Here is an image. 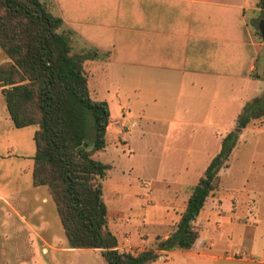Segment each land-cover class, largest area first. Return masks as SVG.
<instances>
[{
    "label": "crops",
    "instance_id": "obj_1",
    "mask_svg": "<svg viewBox=\"0 0 264 264\" xmlns=\"http://www.w3.org/2000/svg\"><path fill=\"white\" fill-rule=\"evenodd\" d=\"M42 1L62 19L60 31L67 35L72 52L87 56L84 70L93 98L108 103L106 135L114 132L116 139L106 141L105 148L94 156L110 144L117 147L120 140L131 154L132 146L120 123L136 127L143 122L157 126L152 130L158 133L152 135L165 140L162 154L176 157L159 176L115 188L110 193L113 209L102 192L107 228L117 239V249H146V243L156 244V236L168 237L180 217L177 214L175 221H167V210L159 206L162 200L143 210L142 200L133 193L149 183L158 191L157 196L165 199L169 190L175 192L196 183L221 149V128L236 124L244 105L264 93V76L256 72H264V42L257 34L264 13L258 0ZM113 109L118 115L114 121ZM164 126L167 129L162 134ZM106 163L110 165L108 174L114 162ZM49 198V192L42 194V200ZM223 201L225 204L226 199ZM146 209L147 222L140 236L132 229L133 223L124 225L120 215L134 212L133 222L140 224ZM260 219L242 234L224 236L220 232V239L224 237L221 248L210 243L209 249H199L195 255L190 254L193 248L164 250L161 254L168 259L159 256L156 260L173 261L177 255L189 254L213 261L264 264V215ZM235 247L242 248L248 259L225 255Z\"/></svg>",
    "mask_w": 264,
    "mask_h": 264
},
{
    "label": "trees",
    "instance_id": "obj_2",
    "mask_svg": "<svg viewBox=\"0 0 264 264\" xmlns=\"http://www.w3.org/2000/svg\"><path fill=\"white\" fill-rule=\"evenodd\" d=\"M257 5L264 13V0ZM62 23L42 0H0V48L8 58L0 66V86L13 125L36 126L32 184L48 188L69 247L100 249L108 264H149L161 251L191 250L199 237L195 220L219 185L237 133L222 138L169 236H156L155 247L119 251L102 198L110 165L94 156L106 146L110 110L105 100L93 98L84 70L87 56L72 52ZM263 116L264 93L244 105L236 127Z\"/></svg>",
    "mask_w": 264,
    "mask_h": 264
},
{
    "label": "rangeland",
    "instance_id": "obj_3",
    "mask_svg": "<svg viewBox=\"0 0 264 264\" xmlns=\"http://www.w3.org/2000/svg\"><path fill=\"white\" fill-rule=\"evenodd\" d=\"M257 34L260 38L258 28ZM7 61V56L0 48V66ZM258 70L255 71L264 76L262 69ZM115 119H118V115L113 109L112 121ZM146 126L143 122L136 127L120 123L122 131L127 132L123 134L124 138L128 139L132 146L131 154L124 145L125 141L120 140L117 147L110 144L106 151L95 156L104 163L114 162V168L109 171L108 176L106 175L102 186L107 205H110V193L115 188L118 187L119 190L129 181L134 183L157 177L158 173H162L167 167L166 164L169 165L176 159L162 154L161 144L165 140L161 135L153 136L158 133L152 130L157 126L155 128L153 125ZM161 126H158L160 132ZM35 129V125L25 127L13 125L0 86V264H108L100 249L69 247L60 221L57 220L58 214L51 196L48 201L42 200V194L49 190L46 186H33L32 156L35 149L33 141ZM166 129L167 126H164L162 134H165ZM229 132L237 133L238 139L234 146L236 149L233 151L234 154L230 153L225 165L220 169L219 185L207 198L198 219L195 220L199 235L203 237L192 247L193 252L190 254L193 255L201 251L199 249H209L210 243L221 248L224 237L220 239L218 236L220 232L224 236L232 232L242 234L246 229L257 225L261 220L260 216L264 215V116L250 121L244 128H237L235 122L225 129L221 128V136L224 134V137ZM113 133L109 132L106 135L107 142L112 138L116 139ZM172 141L171 139L168 142ZM143 184L144 189L133 193L142 200L143 210L162 200L159 206L167 210L166 220L173 222L177 214L180 217L184 211L190 187L195 183L184 185L175 192L169 190V198L165 199L157 196L158 191L153 184ZM223 198L226 199L225 204L222 202ZM109 208L114 207L110 205ZM147 210L144 211L140 224L137 221L133 222L134 212L132 214L125 212L120 216L124 225L133 223L134 232L142 236L144 232L140 229L147 222L145 221ZM112 220L116 222L118 219L114 216ZM145 245L147 248L153 244ZM137 247H133L132 251H140L139 246ZM225 255L236 259L243 257L248 259L247 253L240 247L225 251ZM159 258L168 259L164 253ZM149 264L247 263L213 261L210 258L181 254L173 261L155 260Z\"/></svg>",
    "mask_w": 264,
    "mask_h": 264
},
{
    "label": "water",
    "instance_id": "obj_4",
    "mask_svg": "<svg viewBox=\"0 0 264 264\" xmlns=\"http://www.w3.org/2000/svg\"><path fill=\"white\" fill-rule=\"evenodd\" d=\"M258 29H259V32L261 34V38H262V40L264 42V14L262 15V17L259 20Z\"/></svg>",
    "mask_w": 264,
    "mask_h": 264
}]
</instances>
